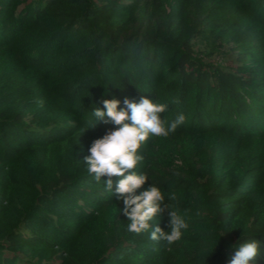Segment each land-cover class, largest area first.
Returning a JSON list of instances; mask_svg holds the SVG:
<instances>
[{
    "label": "trees",
    "instance_id": "trees-1",
    "mask_svg": "<svg viewBox=\"0 0 264 264\" xmlns=\"http://www.w3.org/2000/svg\"><path fill=\"white\" fill-rule=\"evenodd\" d=\"M142 96L185 116L138 150V192L189 224L170 246L129 234L122 177L84 164L119 127L81 134L92 108ZM250 240L264 264V0H0V264H229Z\"/></svg>",
    "mask_w": 264,
    "mask_h": 264
},
{
    "label": "clouds",
    "instance_id": "clouds-1",
    "mask_svg": "<svg viewBox=\"0 0 264 264\" xmlns=\"http://www.w3.org/2000/svg\"><path fill=\"white\" fill-rule=\"evenodd\" d=\"M103 108L94 107L91 116L94 120L90 125L80 129L83 134L94 129L99 122L113 123L119 126L94 140L84 157L86 171L99 183L102 177L105 190L112 193V177H122L115 184L116 199L122 201L123 215L127 217L126 231L129 234L141 235L148 233V238L154 243L173 245L189 228L188 222L165 203V197L159 187L152 184L148 189L139 191L148 180V176L138 170V165L144 156L139 153L141 145L150 134L156 137H168L181 125L185 116L177 114L170 124L162 119L161 114L168 110L166 103L153 102L141 97L139 101L125 98L124 107L121 101L112 99L102 100ZM167 125V126H166ZM167 211L169 231H164L158 224L150 227V221ZM262 248L257 240L247 241L237 248L229 264H259Z\"/></svg>",
    "mask_w": 264,
    "mask_h": 264
},
{
    "label": "rangeland",
    "instance_id": "rangeland-1",
    "mask_svg": "<svg viewBox=\"0 0 264 264\" xmlns=\"http://www.w3.org/2000/svg\"><path fill=\"white\" fill-rule=\"evenodd\" d=\"M236 55L232 52V49L226 47V52L223 54L221 51L217 52L212 58L211 61L217 65H236L235 62Z\"/></svg>",
    "mask_w": 264,
    "mask_h": 264
}]
</instances>
